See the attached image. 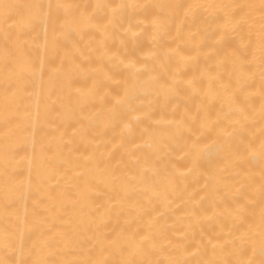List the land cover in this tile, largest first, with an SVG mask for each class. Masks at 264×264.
<instances>
[{"label": "bare ground", "instance_id": "1", "mask_svg": "<svg viewBox=\"0 0 264 264\" xmlns=\"http://www.w3.org/2000/svg\"><path fill=\"white\" fill-rule=\"evenodd\" d=\"M40 2L50 14L25 37L36 71L12 86L0 57V230L15 237L13 249L0 244V260L37 258L28 251L34 208L59 234L50 260L120 261L129 258L121 246L146 234L156 249L136 259L231 260L241 219L259 221L245 178L258 186L260 164L245 159V145L264 126L260 0ZM58 3L73 5L68 23ZM157 3L176 7L153 39ZM193 3L206 6L195 18L186 15ZM221 4L255 7H207Z\"/></svg>", "mask_w": 264, "mask_h": 264}, {"label": "snow or ice", "instance_id": "2", "mask_svg": "<svg viewBox=\"0 0 264 264\" xmlns=\"http://www.w3.org/2000/svg\"><path fill=\"white\" fill-rule=\"evenodd\" d=\"M97 8L108 9L111 8L114 12L116 9L124 8L125 5H111V4H97ZM154 10V15L152 19L154 36L153 39L166 27L167 15L165 10L172 9L176 7L171 3H157L151 6ZM206 7L201 3H193L188 6L189 12L186 15L191 14L195 18V12L201 8ZM207 7L219 8L221 10H228L231 8L243 9L247 7L252 9L255 7L253 4L249 5H208ZM49 13L45 12V5L40 2V0H0V27H3L4 37L3 43L0 44V57H2L3 70L6 77L11 82L12 86H17L26 83L24 80L25 74H31L36 71V64L33 60L31 54V48L28 45V40L25 37L34 30L35 24L39 20L45 19L52 8L49 3L47 5ZM73 5L58 3L56 4L57 11L63 9L65 10V23H68V17L71 15V9ZM159 10V13H155V10ZM260 10V36L258 43V51L260 54V66H261V76L264 78V0H260L259 5ZM234 16L229 11H225L224 22L225 27L232 25ZM246 19L242 17L240 20L236 21V24L246 23ZM190 35H194L190 33ZM134 67V65H129ZM42 70V69H41ZM234 71L243 73L245 71L243 65H236L234 62ZM190 84V82H189ZM229 103L236 106V109L244 114V119H249L250 114H245V108L240 106L235 93H232L228 97ZM260 119L262 125H264V89L261 91V105H260ZM59 115V114H58ZM245 152L247 156L245 159L249 163L257 161L260 164V179L259 184L255 183L254 177L251 173L246 176L248 181L249 189L255 197L258 194V204H259V221L255 220V213L250 221L248 218H242L241 224L247 223V226L240 232L233 241L229 243L232 244L231 255L240 257L246 254L245 245L254 244L257 237L259 240V254L260 260L257 262L254 257L256 255V248L252 247L251 257L247 259L237 258L235 260H220V259H210L207 261L198 262V264H264V126L260 130L259 142L249 141L245 145ZM14 201L9 200L6 207H11ZM249 203L253 206L256 205L257 200L252 198ZM35 206H38V201H33ZM242 209H236V215L239 217ZM27 214V209H25ZM28 239H32L35 235L36 239L32 241V247L29 248V254L33 251L37 253V258L31 261H20L16 262L14 260H0V264H188L187 261L180 262L176 260H161V259H136L137 255L147 256L156 249V240L151 235H142L139 239L131 237L128 239L126 245L121 246L120 252L122 255H127L129 258L120 261H110L108 259L100 260H50L48 257L54 255L52 249L55 245L57 236L59 234H53L52 227L49 226V219L47 216L41 215L39 211L34 208L32 214V223L27 227ZM72 239L68 238L66 243H72ZM23 243V238H22ZM0 244L4 248L13 249L15 245L14 234L7 229L0 230ZM213 249L216 245H212ZM199 251V249H198ZM46 253V255H44Z\"/></svg>", "mask_w": 264, "mask_h": 264}, {"label": "rangeland", "instance_id": "3", "mask_svg": "<svg viewBox=\"0 0 264 264\" xmlns=\"http://www.w3.org/2000/svg\"><path fill=\"white\" fill-rule=\"evenodd\" d=\"M254 244H255V246H254V245H253V246L251 245V246H252V247H255L256 250L258 249L256 252L259 254V244H258V243H254ZM251 246L245 248V249H246V254H247V251L250 252V249L252 248ZM256 246H257V247H256ZM231 252H232V249H231ZM250 253H251V252H250ZM244 256H245V255H244ZM256 256H257L258 258H261V257H259L260 254H259V255H256ZM232 257H233V258H231V260H232V259L235 260V259H237V258H240V257H236V256L234 257L233 255H232ZM242 257H243V255H241V258H242ZM259 260H260V259H258V261H259Z\"/></svg>", "mask_w": 264, "mask_h": 264}]
</instances>
